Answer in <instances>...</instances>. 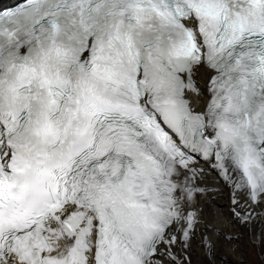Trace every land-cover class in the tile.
Returning <instances> with one entry per match:
<instances>
[{"label":"snow or ice","instance_id":"6c2138e0","mask_svg":"<svg viewBox=\"0 0 264 264\" xmlns=\"http://www.w3.org/2000/svg\"><path fill=\"white\" fill-rule=\"evenodd\" d=\"M264 264V0L0 11V264Z\"/></svg>","mask_w":264,"mask_h":264},{"label":"bare ground","instance_id":"6f19581e","mask_svg":"<svg viewBox=\"0 0 264 264\" xmlns=\"http://www.w3.org/2000/svg\"><path fill=\"white\" fill-rule=\"evenodd\" d=\"M228 264H235V257L228 260Z\"/></svg>","mask_w":264,"mask_h":264}]
</instances>
